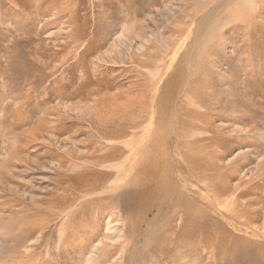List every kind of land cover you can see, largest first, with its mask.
I'll use <instances>...</instances> for the list:
<instances>
[{
  "label": "rangeland",
  "instance_id": "obj_1",
  "mask_svg": "<svg viewBox=\"0 0 264 264\" xmlns=\"http://www.w3.org/2000/svg\"><path fill=\"white\" fill-rule=\"evenodd\" d=\"M149 134L145 216L110 154ZM0 264H264V0H0Z\"/></svg>",
  "mask_w": 264,
  "mask_h": 264
},
{
  "label": "bare ground",
  "instance_id": "obj_2",
  "mask_svg": "<svg viewBox=\"0 0 264 264\" xmlns=\"http://www.w3.org/2000/svg\"><path fill=\"white\" fill-rule=\"evenodd\" d=\"M240 26H242V25H240ZM195 78L198 80L197 77H195ZM177 90L178 89L176 87H174L172 92L175 94V92H177ZM153 103L158 105L155 100ZM154 104H153V106H154L153 108L155 109L156 105H154ZM166 112H165V114H166ZM153 117L154 116H152L151 119H153ZM124 127L127 129H132V130H137V128H138L137 126H134L133 123H131V126H129V128L126 126H124ZM118 132L121 135H126V132H123V131H118ZM108 134H110V132L105 131V132L101 133V136L105 137ZM143 138L137 139V141L133 140L131 142H128L125 144L124 147L112 146V149L113 148H115V149L112 150V153L110 155L114 156L112 158H116V157L118 158V157H123L127 152L129 153V155L123 160L124 162H126V161H128V162L126 163V165H124V166L122 165V167H119L118 172H117L118 173L117 175L119 177L124 175V177H123L124 179L118 182V184H117L118 187H114L113 191L117 192L119 189H121L123 187H126V186L130 187L131 186L132 188L130 190H132V189L135 190L134 193L132 194L133 197L131 198L132 199L131 210H132V212H134V211L144 212L143 214L146 216L147 214L152 213L153 210L157 211V213H158L163 208V206L167 205V202L172 198L171 195L173 194V191L175 192V190H173V187L171 185L168 186V188L170 190H167V178L168 179L170 178V171H171V167H172V165H171L172 163H171V161H169V159L167 157V137L162 139V138H160L159 134H155V135L149 134V135H145V139H146L145 142L142 141ZM180 153L181 152L179 151V154ZM180 157H181V155H180ZM184 160L187 162L191 161V156L189 154L185 155ZM188 171H189V175L191 174L192 176H195V174H198V177L201 178V181L204 184H206L207 190L212 191L211 185L209 183H207V174H204V172L202 173L201 171L196 172L194 169H190ZM188 171L186 173H188ZM132 175H134V178L131 180ZM103 176L109 177L111 175L109 173V174H105ZM90 187L97 189V186L95 184H92ZM214 190L215 189H213V191ZM216 190H217V193L219 192L221 194V192H223L224 190H227V188L223 184L221 187V190H218V189H216ZM232 194L236 195V197L239 198V197H242L244 193H238V189H237V191L235 190L234 192H232ZM180 195H182V194H180ZM182 196H184L183 200L182 201L178 200L177 203L175 204V206H174V204L172 206H174L173 208H176V209L179 208V210L181 211V214H182L181 218L183 220V223L185 224L187 221L193 222V220H196V221L199 220L198 214H200V211H199V206L197 204L198 198L191 200L189 196H185V195H182ZM127 210H128V208H127ZM152 221L153 220L146 221V219L143 218V215L137 221L131 219V222L133 224L138 225V226H140L143 222L149 223ZM197 222H199V221H197ZM205 222L206 223H204L202 225L204 227L205 226L208 227L210 223L207 220ZM163 225H164V226H162L163 232H167V223H164ZM194 225H195V223H194ZM192 227H194V226H192ZM183 229L185 230L186 228H183ZM200 240H201V238H200ZM214 246L215 245L213 244L212 245V252L213 253L215 250Z\"/></svg>",
  "mask_w": 264,
  "mask_h": 264
}]
</instances>
